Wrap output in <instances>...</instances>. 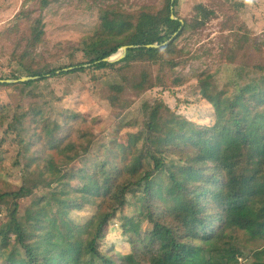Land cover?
<instances>
[{"label": "trees", "instance_id": "obj_1", "mask_svg": "<svg viewBox=\"0 0 264 264\" xmlns=\"http://www.w3.org/2000/svg\"><path fill=\"white\" fill-rule=\"evenodd\" d=\"M38 2L44 9L50 0ZM178 3L163 0L157 9L146 7L134 15L104 9L99 27L81 47L88 54L85 62L69 70L26 64L0 79H37L0 81V86L28 90L50 77L85 71L95 76L96 70L112 69L123 88L139 95L167 88L175 84L171 79L180 63L176 39L215 16L214 9L198 3L188 22L178 18ZM172 5L176 19L171 17ZM43 34L44 23L37 17L30 25L28 46H36ZM155 43L159 45L147 46ZM131 44L135 46L124 58L105 60ZM254 69L260 78L232 96L212 76L199 75L202 96L213 106L212 123L190 121L163 101L145 102L142 127L120 143L114 166L106 159L94 166L78 158L77 167L54 169L44 150L63 154L77 137L86 140L88 151L95 138L88 120L78 114L81 122L70 132L69 118L76 112H67L68 120L61 122L51 118L47 104L39 103L31 109L35 127L30 131L15 113L9 129L19 143L16 163H23L24 180L17 189L0 192V203L10 202L0 221V264H264V61L256 62ZM159 177L162 182L153 184ZM46 187L52 190L36 199L23 223L20 199ZM130 193L136 225L125 232L133 248L118 261L101 249V242ZM89 204L97 206L90 218H72L73 211ZM145 221L151 226L147 232L141 228ZM239 230L260 246L248 248ZM36 236L51 248L40 249L33 241Z\"/></svg>", "mask_w": 264, "mask_h": 264}, {"label": "rangeland", "instance_id": "obj_2", "mask_svg": "<svg viewBox=\"0 0 264 264\" xmlns=\"http://www.w3.org/2000/svg\"><path fill=\"white\" fill-rule=\"evenodd\" d=\"M162 3L163 0H50L42 9L38 0H0V78L11 77L12 72L21 71L26 64L67 67L85 62L88 54L81 47L99 27L104 9L115 8L134 15L146 7L157 9ZM198 3L214 9L215 16L204 27L187 28L176 39L180 63L171 79L175 84L167 88L158 86L139 95L128 87L123 88L112 69L96 70L95 76L85 71L50 77L28 90L0 86V114L3 115L0 122V192L17 189L24 180L23 163L21 160L16 163L19 143L9 129V121L15 113L20 125L30 131L35 127L31 109L39 103L47 104L51 118L61 122L68 120L67 112H76L69 118L70 132L81 122L78 114L88 120L95 135L88 151H85L86 140L77 137L72 138L75 144L63 154L52 148L44 150L45 155H51L50 166L54 169L77 167L80 165L78 158L94 166L106 159L114 166L118 163L115 153L120 143H126L128 136L142 127L145 102L163 101L171 111L190 121L212 123L214 110L202 96L200 74L212 76L227 96H232L253 79L258 80L260 73L254 66L264 61V0H179L178 18L190 22ZM37 17L44 23L43 38L36 46L29 47L28 32ZM118 52L121 53V49ZM160 182V177L158 181L152 180L153 184ZM51 190L41 188L31 197L20 199L19 218L23 223L36 199ZM133 198L130 193L126 207L111 221L101 242V249L118 261L133 248L127 233L136 225ZM9 204V201L0 203V221L5 219ZM96 211L97 206L89 204L73 211L71 216L83 222ZM141 228L147 232L151 226L145 221ZM238 235L248 248L260 246L249 242L242 230ZM33 241L40 249L52 246L42 237L36 236ZM93 263L98 264L97 260Z\"/></svg>", "mask_w": 264, "mask_h": 264}, {"label": "water", "instance_id": "obj_3", "mask_svg": "<svg viewBox=\"0 0 264 264\" xmlns=\"http://www.w3.org/2000/svg\"><path fill=\"white\" fill-rule=\"evenodd\" d=\"M174 2V0H172V3ZM171 10H172V18L173 19H176L177 17L175 16L174 14V6L172 5L171 7ZM159 44L155 43V44H148L147 46L149 47H157ZM135 45L131 44V45H124L121 47V53H119V57L118 58H113V57H106L105 60L107 61H111V62H114V61H118L122 58H124L126 56V53H127V49L130 48V47H134ZM74 68V66H69V67H66V68H63V70H69V69H72ZM57 72H60L59 70H57ZM39 76H24V77H21L19 79H0V81L2 82H16V81H26V80H31V79H37Z\"/></svg>", "mask_w": 264, "mask_h": 264}, {"label": "bare ground", "instance_id": "obj_4", "mask_svg": "<svg viewBox=\"0 0 264 264\" xmlns=\"http://www.w3.org/2000/svg\"><path fill=\"white\" fill-rule=\"evenodd\" d=\"M119 55H120V54H119V52H118V53L113 54V57H114V58H118Z\"/></svg>", "mask_w": 264, "mask_h": 264}]
</instances>
